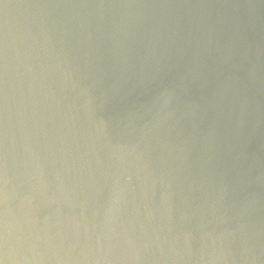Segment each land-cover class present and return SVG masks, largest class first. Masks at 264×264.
Returning <instances> with one entry per match:
<instances>
[{
  "label": "water",
  "instance_id": "1",
  "mask_svg": "<svg viewBox=\"0 0 264 264\" xmlns=\"http://www.w3.org/2000/svg\"><path fill=\"white\" fill-rule=\"evenodd\" d=\"M0 264H264V0H0Z\"/></svg>",
  "mask_w": 264,
  "mask_h": 264
}]
</instances>
